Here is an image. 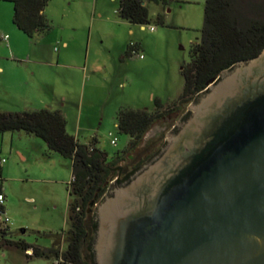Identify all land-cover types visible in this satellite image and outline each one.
Listing matches in <instances>:
<instances>
[{"label":"rangeland","instance_id":"374dc122","mask_svg":"<svg viewBox=\"0 0 264 264\" xmlns=\"http://www.w3.org/2000/svg\"><path fill=\"white\" fill-rule=\"evenodd\" d=\"M120 1L51 0L44 12L52 29L33 38L14 23L13 2L0 1L3 7L0 23L9 28L0 31L8 34V40H0V63L6 69L4 79L10 84L7 88L0 84V111L38 110L53 104L64 111L68 132L82 142L97 137L99 147L108 153L109 159L124 149L129 136L121 134L117 128V111L122 106L153 110L156 98L167 103L179 97L184 86L182 68L190 60L192 43L202 35L206 0H144L152 22L143 28L120 18L117 12ZM158 16L162 17V23L157 20ZM64 41L68 42V48ZM131 43L140 46L144 57L126 54ZM59 54L66 56V60L60 61L62 65L56 63ZM33 72L34 75L30 74ZM44 81L54 82L53 87L44 86ZM191 103L182 112L156 121L144 135L139 149L151 144L148 151L151 154L162 147L166 135ZM111 133L119 138L115 145ZM31 146L32 151L39 152L38 145L32 143ZM54 155L69 161L56 152ZM134 155L127 152L121 165L132 168L138 162ZM55 161L51 166L44 158L23 162L17 157L5 164L6 169L10 165V172L3 173L0 183L7 195L6 214L11 219L13 239L48 248L59 234L61 247L66 248L63 235L70 228L66 185L53 184L57 193L60 192L53 202L50 201L53 193L47 189L50 186L42 189V182L18 179L25 178L28 168L34 177L46 178L52 173L51 178L70 179V169ZM47 166L45 174H49L46 176L42 168ZM23 228L27 230L25 233H22ZM29 251L26 253L12 245L2 246L0 238V264L57 263L44 257H30L27 254L32 250Z\"/></svg>","mask_w":264,"mask_h":264},{"label":"water","instance_id":"95a60500","mask_svg":"<svg viewBox=\"0 0 264 264\" xmlns=\"http://www.w3.org/2000/svg\"><path fill=\"white\" fill-rule=\"evenodd\" d=\"M161 149L96 205V264H264V49L201 92Z\"/></svg>","mask_w":264,"mask_h":264},{"label":"trees","instance_id":"16d2710c","mask_svg":"<svg viewBox=\"0 0 264 264\" xmlns=\"http://www.w3.org/2000/svg\"><path fill=\"white\" fill-rule=\"evenodd\" d=\"M0 1L13 2V21L28 36L33 38L52 29V24L44 12L51 0ZM117 12L120 18L133 24L146 26L152 22L144 0H121ZM157 20L163 22L161 16ZM140 49L138 44L131 43L126 54L131 56L133 51ZM263 49L264 0H206L201 38L192 43L190 60L182 68L184 86L181 94L167 103L156 98L153 110L120 107L116 114V125L121 134L129 136V141L112 159L99 147L97 137L82 142L69 133L67 118L61 110L42 108L16 112L0 111V134L24 131L41 138L50 151L72 161L73 174L68 184L70 228L63 235L65 249L61 247L62 236L59 234L48 248L30 244L24 239L15 240L10 235L9 223H0L1 245L17 246L26 253L32 250L28 256L55 260L56 264H96L94 242L98 222L93 215L95 204L109 191L114 179L117 184L129 181L133 174L154 159L155 154L161 152L160 147L149 154L151 144L138 151L146 132L156 121L182 112L223 71L240 61L256 57ZM189 114L190 112L183 119ZM163 145L165 142L162 147ZM127 152H134L139 156L138 162L132 168L121 165ZM3 179L0 167V182ZM2 189L0 183V194L3 193ZM3 197L6 199L5 193ZM4 213L5 205L0 202V214Z\"/></svg>","mask_w":264,"mask_h":264},{"label":"crops","instance_id":"0c3cea01","mask_svg":"<svg viewBox=\"0 0 264 264\" xmlns=\"http://www.w3.org/2000/svg\"><path fill=\"white\" fill-rule=\"evenodd\" d=\"M2 8L3 7L0 5V9H2ZM143 27L144 26H142V28ZM6 29H9V28L7 26H5L3 23H0V31H4ZM0 35H1V37H3L4 35H8V34H6V33L4 34V32L3 33L0 32ZM64 45L67 48L69 46L67 41H64ZM28 57L30 58L31 56H28ZM1 58L2 57H0V59ZM62 59H63V61H64V59L66 60V56H64L62 54L61 55L60 54L57 55L56 56V63L60 64V61ZM36 61H39V60H36ZM39 62H42V60L39 61ZM49 62H53L54 63L55 61L54 60H51V61L49 60ZM51 65H54V64H51ZM60 65H62V64H60ZM5 74H6L5 66L0 63V84L4 88H7V86H9L10 84L5 81V79H4L5 78ZM30 74L34 75V72L30 73ZM30 81H32V80H30ZM38 81H40V80H38ZM24 83H26V84L29 83V80L26 79ZM43 83H44L43 85L44 86L46 85L47 87H53V85H54V82H50V81H44ZM39 84L41 85L42 82L39 83ZM45 107H49L50 109H53V110H61L62 113L65 115L64 111L61 108L55 107V106H53V104H47V106H45ZM6 111H11V110H6ZM36 138H39V137L27 134L24 131H13V132L2 133L1 137H0V155L6 156L8 158V161H9V159H15L17 157L20 158L23 162H30V160L33 159V158L36 161L44 158V159L48 160V162L50 163L51 166L54 165V162H56L55 160H58V162L61 165H64V166L66 165L67 168H69L70 171H71V177L68 180H65L64 178H61V177L51 178L49 175L53 176V174L52 173L49 174V172H48L49 175L45 174V172L49 169L50 165L47 166V167H43L42 168L44 174L46 176L48 175L46 178L32 176L31 168H28L26 170L25 178H23V177L21 178L20 177L18 179L21 180V182H28L30 180H32L34 182H40V183L42 182L43 184H40L42 189H44L45 186H50V188H47V189H48V191L53 193L52 200H50V201H53V202L57 199L58 195L60 196V192L57 193L58 189L56 187H54L53 184H55V183L63 184V185L65 184L66 185L65 189L67 190V194H68V196L66 198L67 199V217H68V202H69V198H70L69 190H68V184H69V182L71 181V179L73 177V174H72V161L69 158H68L69 161L68 160L64 161L63 159H60V158L56 157V155H54L55 152L50 151L44 141H39V139H36ZM23 140L30 142V144L24 145L23 142H22ZM32 143H35L36 145H38V148H39V152L38 153H37V151H35V152H34V150L32 151V146H31ZM57 154H59V153H57ZM60 156H62V155H60ZM62 158H65V157L62 156ZM40 162H43V161H40ZM48 162H46V163H48ZM46 163H44L43 165H45ZM4 166L2 167V175H4L3 174L4 172L5 173L10 172V168H11L10 165L7 166V169ZM46 183H51L52 185H49V184H46ZM2 188H3L2 189L3 192L6 195V191H5L3 186H2ZM61 190H62V188H61ZM6 198H7V195H6ZM5 201H6V199H5ZM5 201H4V205H5V211H6L7 210V205H6ZM55 207H57V204H55ZM10 223H11V221H10ZM26 231H27L26 229H24V228L22 229V233H25Z\"/></svg>","mask_w":264,"mask_h":264},{"label":"built area","instance_id":"2783aa9c","mask_svg":"<svg viewBox=\"0 0 264 264\" xmlns=\"http://www.w3.org/2000/svg\"><path fill=\"white\" fill-rule=\"evenodd\" d=\"M145 27V26H144ZM151 27V30H155V27L154 26H150ZM3 40H8V35H4L2 37ZM133 54H137L139 55L140 57H144L143 54L140 53V50L139 51H133ZM111 135L113 136L112 138V144H117L119 138L118 136H115L113 133H111ZM8 161V158L4 155H0V167H3ZM4 195V192L2 194H0V202L1 203H4L5 201V197H3ZM10 217L4 213V214H0V223H10Z\"/></svg>","mask_w":264,"mask_h":264},{"label":"flooded vegetation","instance_id":"af4514ba","mask_svg":"<svg viewBox=\"0 0 264 264\" xmlns=\"http://www.w3.org/2000/svg\"><path fill=\"white\" fill-rule=\"evenodd\" d=\"M153 141H154V140H153ZM155 143H157V141H155ZM145 147H146V145L142 146L141 149H144ZM139 150H140V149H139ZM135 154H136V153H135ZM134 157H135V159H137V157H139V156H138V154H136V155H134ZM113 186H115V179L111 182L110 190L112 189ZM110 190H109V192H110ZM109 192H108V193H109Z\"/></svg>","mask_w":264,"mask_h":264}]
</instances>
